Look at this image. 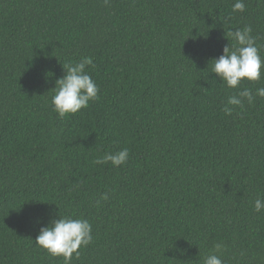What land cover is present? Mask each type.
Listing matches in <instances>:
<instances>
[{"label":"trees","instance_id":"obj_1","mask_svg":"<svg viewBox=\"0 0 264 264\" xmlns=\"http://www.w3.org/2000/svg\"><path fill=\"white\" fill-rule=\"evenodd\" d=\"M234 3L0 0V264H64L35 243L59 215L93 229L71 264H204L216 243L224 264H264V98L222 111L264 73L238 89L212 73L246 25L264 58V4ZM85 57L99 99L61 118L56 82Z\"/></svg>","mask_w":264,"mask_h":264},{"label":"clouds","instance_id":"obj_2","mask_svg":"<svg viewBox=\"0 0 264 264\" xmlns=\"http://www.w3.org/2000/svg\"><path fill=\"white\" fill-rule=\"evenodd\" d=\"M259 2L264 4V0ZM244 10V0H235L233 11ZM252 32L253 29L249 25L229 31L227 37H230L234 44L226 45L223 54L212 60L214 61L212 73H215L229 88L238 89L245 79L256 82L262 78L264 58L261 57V46L257 44ZM92 63L91 57H85L79 62L64 67L66 74L56 82L55 94L52 97L53 109L61 118L76 114L87 108L90 101L99 99V87L86 71V67ZM256 97L264 98V87L256 88L255 91L245 87L227 98L222 111L226 116H231L235 107L243 109L245 102L252 104ZM128 159L129 150L124 148L114 153H105L93 163L104 165L111 162L114 167H120L126 164ZM101 199L107 201L109 194L105 193ZM96 203L99 204L100 201ZM254 208L258 213L264 211V197L256 199ZM92 232V225L87 219L59 215L58 218L52 219L49 225L40 228L35 243L50 255L63 257L64 264H71L74 254L79 258V249L93 242ZM223 247V243L214 244L213 250L204 258V264H224L216 254L221 252Z\"/></svg>","mask_w":264,"mask_h":264}]
</instances>
